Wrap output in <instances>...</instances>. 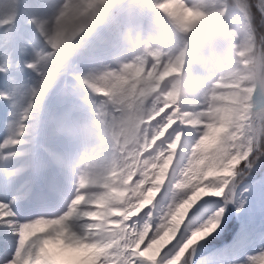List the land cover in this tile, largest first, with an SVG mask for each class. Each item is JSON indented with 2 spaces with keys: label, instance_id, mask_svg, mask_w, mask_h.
<instances>
[{
  "label": "clouds",
  "instance_id": "1",
  "mask_svg": "<svg viewBox=\"0 0 264 264\" xmlns=\"http://www.w3.org/2000/svg\"><path fill=\"white\" fill-rule=\"evenodd\" d=\"M160 2L38 0L32 37L0 50V195L95 245L93 261L59 264H128L129 248L160 264L222 180L242 192L264 165V15L249 17L253 0ZM177 9L201 15L185 27ZM193 243L166 264H191Z\"/></svg>",
  "mask_w": 264,
  "mask_h": 264
},
{
  "label": "snow or ice",
  "instance_id": "2",
  "mask_svg": "<svg viewBox=\"0 0 264 264\" xmlns=\"http://www.w3.org/2000/svg\"><path fill=\"white\" fill-rule=\"evenodd\" d=\"M166 0H161L157 7H164ZM249 17L252 13L264 15V0H253L249 9L245 10ZM177 17L185 27L195 24L200 13L191 9H177L171 13ZM15 22V16L0 21V27L11 29ZM29 23H37L35 17L30 18ZM13 39L11 32L0 42V50H3ZM6 62H0V100L10 99L6 89L12 87ZM7 103V102H6ZM9 118L4 120V124ZM250 174L245 181L251 187L243 186L242 192L234 188L225 187L231 177L222 180L220 185L212 190L189 215L184 225L179 229L160 257V264H166L168 260L176 256L190 241L193 243L190 249L191 264H200L201 257L215 250L211 264H258L264 261V165L254 166L249 164ZM244 181V182H245ZM247 192L248 195H244ZM259 211L252 215H245L253 198ZM14 201L7 196L0 195V264H59L58 258L68 261H93L95 259V245L87 243L84 238L66 229L58 228L50 224L40 226L30 225L34 217L41 215L32 207L15 209ZM146 209L141 217H134L129 224L136 226L147 220ZM240 219L241 231L235 238V242L228 245L222 251L218 245H225L232 239V233L236 231L235 219ZM135 221V223H134ZM231 222V223H230ZM153 231L156 225L153 224ZM39 233L38 244L32 245V239ZM15 237L10 240L9 237ZM151 238V234H149ZM146 243V242H145ZM142 251V248H141ZM128 264H145V261L133 254L131 248L126 253ZM111 264H123L118 255L113 254Z\"/></svg>",
  "mask_w": 264,
  "mask_h": 264
},
{
  "label": "bare ground",
  "instance_id": "3",
  "mask_svg": "<svg viewBox=\"0 0 264 264\" xmlns=\"http://www.w3.org/2000/svg\"><path fill=\"white\" fill-rule=\"evenodd\" d=\"M37 4L38 0H0V21L13 15L16 20L11 29L6 30L4 27H0V41H2L9 32H11L14 37L17 35V39L23 41V43L26 42V35L31 38L33 33L32 27L28 23V17L37 11ZM14 28L16 30H14ZM30 76V72L24 73L25 80L29 79ZM9 111V104L0 100V128L4 124V120L8 116Z\"/></svg>",
  "mask_w": 264,
  "mask_h": 264
},
{
  "label": "rangeland",
  "instance_id": "4",
  "mask_svg": "<svg viewBox=\"0 0 264 264\" xmlns=\"http://www.w3.org/2000/svg\"><path fill=\"white\" fill-rule=\"evenodd\" d=\"M19 15H20V13H19ZM0 20H1V19H0ZM15 22H16V20H15ZM15 22H14V23H15ZM14 30H16V29L14 28ZM26 38H27V39H26V41H27L28 39H30V36L26 35ZM15 39H16L18 42L23 43V41H19V40L17 39V35H16ZM0 42H2V41H0ZM48 107H49V108L55 107L54 102H53V101H49V102H48ZM4 136H5V124H3L2 127L0 128V142L3 141ZM244 184H245V186H247V187H249V188L251 187V184L248 183L247 180L244 182ZM244 195H248V193H247V192H244ZM255 200H256V198L254 197V198H253V204L250 205V207H249V209L246 211L245 215H252V214H255V213H257V212L259 211V209H258V207H257V205H256V203H255ZM235 223H236V225H237V228H236V231L232 233V237H233V238L230 239V240H228V241H226V242H225V245H218L217 248H218L219 250L222 251V250H223L224 248H226L228 245H231V244H233V243L235 242V238L237 237L238 233L241 231V228H240L241 221H240V219H238V218L235 219ZM174 242H175V241H173V243H174ZM169 246H170V245H169ZM214 254H215V250H213L212 253H208V254H206L203 258L201 257L202 259H200V264H211L212 257H213ZM258 264H264V261H259Z\"/></svg>",
  "mask_w": 264,
  "mask_h": 264
}]
</instances>
